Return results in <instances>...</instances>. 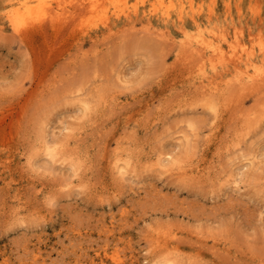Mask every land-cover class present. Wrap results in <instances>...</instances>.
<instances>
[{"label": "rangeland", "instance_id": "1", "mask_svg": "<svg viewBox=\"0 0 264 264\" xmlns=\"http://www.w3.org/2000/svg\"><path fill=\"white\" fill-rule=\"evenodd\" d=\"M35 1L0 0V264H264V90L231 82L210 109L179 46L193 8L264 59V0H126L168 9L171 39L122 1Z\"/></svg>", "mask_w": 264, "mask_h": 264}, {"label": "bare ground", "instance_id": "2", "mask_svg": "<svg viewBox=\"0 0 264 264\" xmlns=\"http://www.w3.org/2000/svg\"><path fill=\"white\" fill-rule=\"evenodd\" d=\"M21 1V0H17ZM31 0H25V3ZM39 4L38 6L49 7L50 0H36ZM35 1V2H36ZM66 2L68 0H61ZM79 1V0H77ZM92 0H89L90 3ZM122 1L120 5H116L114 15L116 18H120L121 15L125 16L128 20L127 24L130 25V28H135L137 24L142 25V21L145 22L146 31H150L152 35H156L159 38L165 39L169 37L162 28H167L169 22L172 20L173 16L171 15L168 9L160 11L156 9L153 5V8L149 11L148 14L144 11L143 19H133L130 17L128 13H126V0H115ZM113 2V1H112ZM114 3V2H113ZM163 3L162 0H158V4ZM83 5V3H81ZM85 6V5H83ZM124 6V7H122ZM93 7V6H92ZM228 8V7H227ZM191 8L190 18L194 23V27L197 29V33L191 38H187L186 41H183L179 46L183 48L185 52L190 53L191 55H198L199 61L201 64L195 71V81L197 80L198 90H202L199 92L202 99H204L208 107L210 109H215V105L213 101L216 99L220 90L230 87V83L234 82L236 87L241 89L242 91H260L264 90V59L256 60L253 57V53L251 51H247L245 46L238 41L237 37H235V43L226 40L227 38L224 35H220L221 39H216L214 37V33H207V29H203V24L199 21V13L196 11H192ZM15 13L11 14L8 12L7 19L9 21V25L12 26L15 32H17V20H18V10H14ZM135 17H138L137 9H134ZM157 16V23H153L152 17ZM214 12L211 9L208 15V21H213ZM184 10L181 9L176 13V21L178 20L181 29H183L184 25ZM130 19V20H129ZM160 27L158 31L155 29ZM113 27H109V31L111 32ZM184 31V30H183ZM169 39H171L169 37ZM221 40L227 43V47L221 44ZM230 68H232L231 71ZM229 75L231 76L229 78ZM220 79V80H219ZM219 80V81H218ZM214 99V100H213ZM83 104H85V109H87V105L85 100H80ZM216 101V100H215ZM58 140L53 139L52 141L44 142V150L48 155L52 158L56 156V146L58 145ZM160 166L167 168L169 170H176L179 175H186L188 173L187 169H184L181 166H176L172 161L162 159L160 160ZM125 165V163H124ZM124 165H117L118 169L122 172L125 169ZM175 165V166H174ZM159 233L158 235H160ZM174 235V232H170L168 237ZM159 238V237H158ZM157 238V240H158ZM104 258H107V254L105 252ZM113 264H122L121 260L118 257L111 256ZM103 261V260H102ZM168 264H173L172 262Z\"/></svg>", "mask_w": 264, "mask_h": 264}]
</instances>
